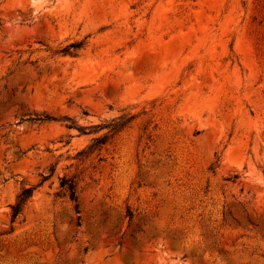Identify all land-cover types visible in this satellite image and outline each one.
<instances>
[{
  "label": "rangeland",
  "instance_id": "obj_1",
  "mask_svg": "<svg viewBox=\"0 0 264 264\" xmlns=\"http://www.w3.org/2000/svg\"><path fill=\"white\" fill-rule=\"evenodd\" d=\"M0 264H264V0H0Z\"/></svg>",
  "mask_w": 264,
  "mask_h": 264
},
{
  "label": "trees",
  "instance_id": "obj_2",
  "mask_svg": "<svg viewBox=\"0 0 264 264\" xmlns=\"http://www.w3.org/2000/svg\"><path fill=\"white\" fill-rule=\"evenodd\" d=\"M83 47V41H75L69 43L60 49V52L63 54H74L79 51ZM134 116L133 115H124L119 118L113 120L111 123H108L106 126L109 128V133L92 139V142L87 146L86 149L79 152L80 155H87L93 151L101 150L102 147L108 142V140L117 132H119ZM51 117L49 115H45L37 120L44 121L49 120ZM101 125H93V129H101L104 128ZM82 131V130H81ZM48 176L45 177V179ZM234 178H238L235 176ZM60 186L64 188L70 196V199L74 202L78 200V192H77V184L73 179H68L66 177H62L60 181ZM34 192V187L24 188L17 197V201L14 204H11V218L12 222L18 217L21 213L24 204L32 197ZM76 209L78 210V205L76 204ZM127 216L132 219L133 213L130 209L127 211ZM78 224H80V217L78 218Z\"/></svg>",
  "mask_w": 264,
  "mask_h": 264
}]
</instances>
